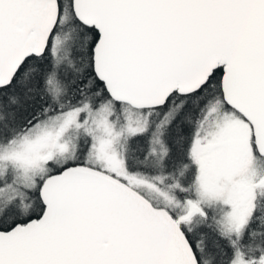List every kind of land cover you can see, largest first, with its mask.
I'll return each instance as SVG.
<instances>
[{
    "label": "snow or ice",
    "instance_id": "6c2138e0",
    "mask_svg": "<svg viewBox=\"0 0 264 264\" xmlns=\"http://www.w3.org/2000/svg\"><path fill=\"white\" fill-rule=\"evenodd\" d=\"M0 264H264V0H0Z\"/></svg>",
    "mask_w": 264,
    "mask_h": 264
}]
</instances>
